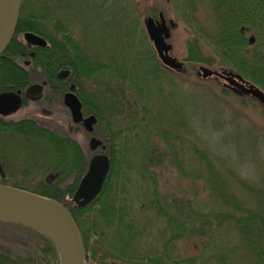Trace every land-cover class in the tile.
<instances>
[{"label": "trees", "instance_id": "16d2710c", "mask_svg": "<svg viewBox=\"0 0 264 264\" xmlns=\"http://www.w3.org/2000/svg\"><path fill=\"white\" fill-rule=\"evenodd\" d=\"M78 3L20 1L14 34L0 55V93H23L29 85L45 82L44 98L59 100L68 83L74 84L83 114L97 118L93 132L86 135L102 140L110 160L102 189L89 204H74L72 196L94 153L84 151L58 121L50 128L46 120L34 117L11 120L0 116V183L8 184L3 177L7 169H13L6 173L11 176L20 170L23 179L49 171L52 180L41 179L33 188L22 181L8 185L65 205L91 264H240L237 252L244 264L262 262L264 188L237 181L229 171L210 169L214 159L205 153L203 141L187 123L189 114L178 101H171L177 82L148 43L146 31H139L125 16L123 54L102 50L94 45L79 12L89 4L104 6L103 2ZM173 3L194 32L186 40L187 61L212 65L218 60L264 91V0ZM200 3L209 14L204 22L197 15ZM150 14L156 18L155 10ZM26 32L41 36L46 45H29L23 38ZM250 35L253 44L248 42ZM63 71H68L66 79ZM94 79H105V93L85 92V81ZM116 90L121 94L111 95ZM230 92L222 89L223 94ZM27 101L24 98L22 106ZM168 106L170 117L165 114ZM150 135L163 142L162 149L150 143ZM187 137L193 138L192 143ZM181 147L186 149L184 155L191 149L197 164L208 169H183L186 161L180 158ZM160 160L178 168L183 178L203 183L209 191L207 198L199 199L195 193L191 204L184 199L174 206L164 199L152 169ZM69 177L73 180L66 182ZM186 236L202 243L199 255L183 258L173 254L174 243ZM59 263L58 251L46 235L24 224L0 221V264Z\"/></svg>", "mask_w": 264, "mask_h": 264}, {"label": "rangeland", "instance_id": "374dc122", "mask_svg": "<svg viewBox=\"0 0 264 264\" xmlns=\"http://www.w3.org/2000/svg\"><path fill=\"white\" fill-rule=\"evenodd\" d=\"M100 1L103 2L104 6H100L97 3L98 5H93V7L89 4L87 9H80L79 17L88 24V34H91L94 45L105 51L112 49L116 54H123L122 30L125 16H127L126 20L131 21L139 31L144 32L143 19L151 16V10L156 11V18H158V13L162 12L167 23L169 20H173L176 23V26L170 31L171 36L167 42L172 46L171 55L183 62L185 70L183 72H175L169 69L170 74L177 82L172 92L174 93L175 90V95L174 98L173 96L171 97V101H178L185 113L189 114L187 123L191 128H195L199 138L203 141L205 153L214 159L210 169L220 168L226 174L229 171V174H234L237 181L249 182V184L264 188V106L250 96H239L233 94L232 91L228 94H223L222 89L225 87L222 79L197 76L196 71L200 65L215 70H234L221 65L218 60L212 65L186 60V40L193 37L194 32L193 28L187 25L180 17L173 0ZM77 2H83L85 5L87 0H77ZM76 5L73 4L76 8L83 7L82 5L77 7ZM107 7H110L111 10L106 9ZM197 15L202 22L209 19L208 11L203 3L199 4ZM148 43L150 46L152 45L149 39ZM200 43L204 51L208 52L202 38H200ZM22 65L28 67L27 62H22ZM83 85L87 94L105 93V79L87 80ZM125 89L126 92H129L130 87H128V84H125ZM45 94H47L46 83L43 87L42 98L38 100L29 99L17 112L6 116V118L11 120H19L26 117L41 118L47 121L45 124L50 128H54L56 123L53 122L58 121L64 129L69 130L71 136L80 144L84 151L90 150L88 144L91 135H86L87 131L83 125L73 123L70 111L62 103V98H59V100L54 98L45 99ZM119 94H121L120 90H116L111 95ZM195 95L197 100L193 104L191 100L193 98L195 101ZM123 102L124 104L128 103L125 99H123ZM170 111L171 108L169 106L165 108V114L169 117ZM187 139L192 143V137H187ZM150 141L151 144L162 149L163 142L158 137L150 135ZM98 151L101 152V150ZM185 151L186 149L183 150L181 147L179 152L180 158L184 157L186 161L182 165L183 169H208L206 165L197 164L191 149L186 152V155H184ZM93 153L95 152L93 151ZM152 169L156 171L159 189L163 198L169 200L173 206L184 199H188L191 204L195 193L199 199L207 198L209 191L203 183L200 182L198 184L190 178H183L178 172V168L168 161L160 160ZM7 170L6 173H9V171L12 173L11 171H13V169ZM6 173L3 177L8 184L22 181V185L27 188L35 187V184L41 179L52 180L49 171H42L35 179L29 177L23 179L20 170L13 173L12 176ZM72 180L73 177H69L66 182H71ZM159 223L161 224V221ZM201 250L202 243L194 236H186L176 241L173 246V254L183 258L199 255ZM236 254L240 264H244L242 261L244 257L238 252ZM88 259L87 254L84 264H91ZM118 264L133 263L120 261ZM259 264H264V260Z\"/></svg>", "mask_w": 264, "mask_h": 264}, {"label": "water", "instance_id": "95a60500", "mask_svg": "<svg viewBox=\"0 0 264 264\" xmlns=\"http://www.w3.org/2000/svg\"><path fill=\"white\" fill-rule=\"evenodd\" d=\"M21 0H0V55L11 40L19 16ZM144 29L148 39L163 66L175 72H183V62L171 55V44L167 40L171 36V29L176 26L173 20L168 23L163 13L158 18L147 16L143 19ZM24 40L31 46H45L46 41L33 32H26ZM254 43V36L248 38ZM198 77H215L224 81L223 86L239 96H250L264 106V91L253 83L245 80L239 73L220 69L215 70L200 65L196 71ZM68 75L63 71L62 76ZM43 83H33L22 92L18 90L3 91L0 93V116H9L17 112L23 104V99L38 100L42 98ZM72 84L64 94L63 103L69 108L72 121L82 122L85 130L93 132L97 118L90 115L82 119L81 101L74 92ZM89 149L95 151L101 147V152L91 156L88 167L72 196L76 206L83 207L89 204L101 191L105 178L109 172L110 160L103 152L102 140L91 136ZM0 221L14 222L27 225L46 235L55 245L59 254V264H84L87 254L79 229L69 210L56 199L38 194L16 186L0 183Z\"/></svg>", "mask_w": 264, "mask_h": 264}, {"label": "flooded vegetation", "instance_id": "af4514ba", "mask_svg": "<svg viewBox=\"0 0 264 264\" xmlns=\"http://www.w3.org/2000/svg\"><path fill=\"white\" fill-rule=\"evenodd\" d=\"M68 77V75H66L65 77L63 76V78H67ZM72 85V83H68V85H67V88H68V90L67 91H69V88H70V86ZM227 89V88H226ZM228 90H230V89H228ZM67 91H65L64 93H63V97H64V94L67 92ZM231 91V90H230ZM74 92H75V94L77 95V93H76V86H75V90H74ZM24 93V92H23ZM22 93V95H24ZM78 96V95H77ZM63 97H62V101H63ZM78 98H79V96H78ZM79 100L81 101V99L79 98ZM81 104H82V101H81ZM69 109V108H68ZM70 111V110H69ZM81 112H82V107H81ZM90 115H92V114H88V115H84L83 114V112H82V119H84V118H86V117H88V116H90ZM78 124H81V125H83L82 124V122H80V123H78ZM91 137V136H90ZM100 147H98L94 152L95 153H98V152H100V151H98V150H101V148L99 149ZM94 153V154H95Z\"/></svg>", "mask_w": 264, "mask_h": 264}]
</instances>
